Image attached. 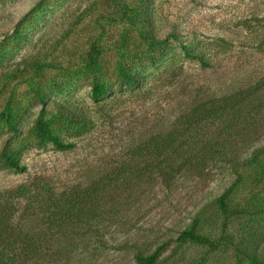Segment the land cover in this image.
Here are the masks:
<instances>
[{"label": "rangeland", "instance_id": "374dc122", "mask_svg": "<svg viewBox=\"0 0 264 264\" xmlns=\"http://www.w3.org/2000/svg\"><path fill=\"white\" fill-rule=\"evenodd\" d=\"M147 6L150 26L137 29L125 9L144 10L140 0H0V202L13 195L17 214L39 233H92L68 264H136L137 253L157 248L155 264H235L236 248L264 261V154L261 166L249 162L264 148V0ZM140 31L165 43L152 48ZM95 42L96 78L107 88L98 102L83 67ZM122 66L137 74L138 87L122 84ZM239 94L247 98L243 106H226ZM42 106L54 134L73 150L35 138ZM212 108L222 116L194 126L192 115ZM172 133L184 134L181 150L205 146L228 157L165 184L152 173L149 153L154 140ZM4 151L17 153L26 171L4 169ZM223 195L244 213L225 218ZM79 209L96 218L91 225H59ZM191 228L231 243L215 251L178 243Z\"/></svg>", "mask_w": 264, "mask_h": 264}, {"label": "trees", "instance_id": "16d2710c", "mask_svg": "<svg viewBox=\"0 0 264 264\" xmlns=\"http://www.w3.org/2000/svg\"><path fill=\"white\" fill-rule=\"evenodd\" d=\"M140 2L145 6L144 10L137 7L130 11L125 9V16L128 13L127 19L132 27L144 29L150 26L151 19L148 13L147 0H140ZM140 37L152 48L165 43L163 40L156 39L151 33H143V31H140ZM180 48L186 57H194L184 45H181ZM100 58L101 50L97 47V42H95L92 44L83 63L84 71L93 76L90 98L94 102L102 100L107 94L106 85L96 78V75L100 71ZM148 60L152 61L151 58H148ZM119 78L128 89H134L139 86L137 74H131V71H128L126 67L122 66L119 68ZM41 97L39 95L40 103L44 105V100ZM246 100L247 98L244 94H239L226 106L230 109L236 106L241 107ZM222 113V110L212 108L199 114H193L191 118L193 119L194 126H197L202 121L219 118L222 116ZM45 115L46 110L42 106L33 127L35 138L41 143L51 144L59 152L73 150L75 148L73 143L64 142L54 134L49 122L45 119ZM6 121L11 129L14 131L17 129L18 121H16L15 117L9 114L6 116ZM79 121H83V119L80 118ZM183 138V133H172L167 137L157 138L151 144V154L149 153V155L151 156V161L154 162L151 171L160 177L165 184H169L170 181L183 172H201L208 161L216 157H220V159L228 157L227 154H214L210 151H204L205 146H203V150L197 152H192L190 149L181 150L184 147L183 143H186L183 141ZM185 140H189V137H186ZM188 146H191V144H188ZM262 154H264V148L258 152H253L249 162L261 166L263 163V160L260 158ZM2 159L4 169H11L17 173L26 171V167L20 164L17 153L4 151ZM12 196L9 193L0 202V264H68V261L73 256L84 252L85 245L93 237L92 233L85 232L78 234L71 231L67 232L66 228L56 231L47 229L46 232L39 233L36 231L31 220L21 219L17 214V206L13 202ZM218 203L219 209L225 218L244 213L231 210L225 201L224 195L219 198ZM94 219L96 218L82 214L79 209V211L77 210L70 217L61 220L59 225L73 226L79 223L91 225V221ZM222 241L231 243L230 238L226 236L219 240H212L195 233L193 228L184 230L177 237L178 243H192L204 246L210 251L218 249L222 245ZM73 242H78L80 246L75 247ZM61 243L65 245L63 247H54L55 244ZM160 249L157 248L149 255L137 253L134 258L136 264H155ZM235 264H264V261L258 258L254 252L236 248Z\"/></svg>", "mask_w": 264, "mask_h": 264}]
</instances>
